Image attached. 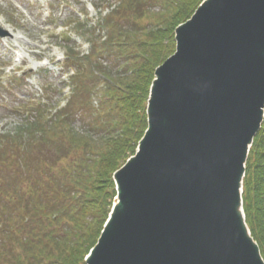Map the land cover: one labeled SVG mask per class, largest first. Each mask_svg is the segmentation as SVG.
<instances>
[{
  "label": "water",
  "instance_id": "1",
  "mask_svg": "<svg viewBox=\"0 0 264 264\" xmlns=\"http://www.w3.org/2000/svg\"><path fill=\"white\" fill-rule=\"evenodd\" d=\"M175 40L86 264H264L242 209L264 121V0H206Z\"/></svg>",
  "mask_w": 264,
  "mask_h": 264
},
{
  "label": "trees",
  "instance_id": "2",
  "mask_svg": "<svg viewBox=\"0 0 264 264\" xmlns=\"http://www.w3.org/2000/svg\"><path fill=\"white\" fill-rule=\"evenodd\" d=\"M203 1L117 0L93 26L88 14L76 20L71 35L89 45L86 55L64 34L67 104L38 101L27 107L17 128L26 140L18 132L0 136V264H86L117 195L112 175L121 160L134 154L132 144L148 128L154 70L144 72L149 77L144 86L134 78L123 85L115 75L133 74L135 65L150 61L158 49L173 55L177 27ZM127 20L131 25L124 24ZM105 57L112 62L106 67L100 61ZM85 113L87 121L79 126L75 118ZM30 137L35 146L50 145L54 156L35 161L27 155ZM126 140L131 141L123 146ZM243 202L247 225L264 258V122L248 156Z\"/></svg>",
  "mask_w": 264,
  "mask_h": 264
},
{
  "label": "rangeland",
  "instance_id": "3",
  "mask_svg": "<svg viewBox=\"0 0 264 264\" xmlns=\"http://www.w3.org/2000/svg\"><path fill=\"white\" fill-rule=\"evenodd\" d=\"M116 1L117 0H0V31H9L10 33L9 37L0 38V136L3 137L9 133L15 135L17 132L20 134L17 128L27 116L26 112L23 111H26L28 106H33L38 103V101L47 103L49 100H52L53 102L51 103L54 104V101L63 99V95L59 94L60 89L66 88L67 85L61 83V76L66 75L68 73L66 71L68 70L60 64L63 59V52L57 46H64L65 40L70 38L72 42L80 47L81 52L84 54L88 53V49H90L88 45L75 35H71L76 20H83L82 13H84L85 16L89 14L87 17L92 19L91 26H93L100 21V14H102L103 17V15L108 12V8H111V6L114 8ZM205 1L206 0L202 3ZM202 3L200 5H202ZM178 4L179 2L177 5ZM143 9H148V7H143ZM153 15L154 16L148 20L150 23L156 18V15ZM148 21L146 20L144 22L147 23ZM169 22V18L165 19V23ZM124 24L129 26L131 25V21L127 20ZM63 26L65 27V32L60 34L59 31L62 30L61 27ZM158 29L154 30L155 33H158ZM162 32L171 35L168 29ZM64 34H66L65 36L67 38ZM101 35L105 37L104 32H102ZM162 37L164 36L160 35V38ZM156 51L159 56L155 54L147 63L142 61L137 63L133 74L129 69L130 71L121 75H115V77L119 79L123 85H126V80L128 81L130 78H134V80L143 82L142 86H144L149 78L144 75V72L154 70V82L156 80L157 69L172 56V54H167L169 50L166 48ZM161 59L163 61H160ZM100 61H102L105 67L112 64L109 57L100 58ZM136 74L138 77L133 76ZM144 77H146V79H144ZM142 79H144V81H142ZM68 91L67 89L64 94L66 95ZM149 95H151V90ZM65 104L66 102L62 103V105ZM147 110L148 106L146 107V115ZM88 116L89 114L87 113L79 115L75 118V121L77 120L76 124L80 126L86 123ZM19 138L23 141L24 139L26 140L25 134L23 133L19 135ZM33 141L34 139L32 137L28 138L29 143H27L26 152L28 153L27 155L35 157V161L41 157L54 156L52 153L53 149L50 145L35 146ZM128 141L126 140L123 146L128 144ZM140 141H138L137 144H132L134 147V154H131L125 162L121 160L116 172L119 171L128 160L135 156ZM19 152L22 153V151ZM114 165L115 163L113 162L112 166ZM55 166L60 168L59 164H55ZM116 172L113 173L112 179L117 193V186L114 178ZM117 198L116 195L111 212L114 205L118 202ZM242 209L245 215L243 206ZM245 220L247 221L246 217Z\"/></svg>",
  "mask_w": 264,
  "mask_h": 264
}]
</instances>
